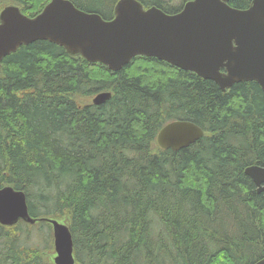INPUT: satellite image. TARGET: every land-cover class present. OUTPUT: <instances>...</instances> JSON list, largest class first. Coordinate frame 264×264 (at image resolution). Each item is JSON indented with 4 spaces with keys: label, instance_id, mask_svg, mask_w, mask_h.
Segmentation results:
<instances>
[{
    "label": "trees",
    "instance_id": "obj_1",
    "mask_svg": "<svg viewBox=\"0 0 264 264\" xmlns=\"http://www.w3.org/2000/svg\"><path fill=\"white\" fill-rule=\"evenodd\" d=\"M114 17L118 0H70ZM177 14L188 0H139ZM37 16L50 0H0ZM251 0H230L246 10ZM102 92L111 99L95 106ZM176 120L204 136L162 150ZM264 167V91L223 92L153 57L120 71L48 41L21 46L0 70V188L23 191L33 218L70 219L78 264H256L264 259V193L245 174ZM45 226L0 225V264H45L31 238ZM25 227L27 229H23ZM47 261H49L47 259Z\"/></svg>",
    "mask_w": 264,
    "mask_h": 264
},
{
    "label": "water",
    "instance_id": "obj_2",
    "mask_svg": "<svg viewBox=\"0 0 264 264\" xmlns=\"http://www.w3.org/2000/svg\"><path fill=\"white\" fill-rule=\"evenodd\" d=\"M230 0H190L178 14L145 7L139 0H118L114 18L78 9L70 0H51L35 18L16 5L0 13V69L2 60L21 46L48 41L71 56L102 63L120 71L136 56L153 57L215 82L223 92L235 84L256 82L264 91V0H251L246 10ZM110 93L99 95L101 104ZM202 137L193 122L173 121L156 138L162 150L180 151ZM257 193H264V168H247ZM46 222L54 236L53 264H76L74 245L65 219L33 218L26 195L11 186L0 189V224ZM256 264H264V259Z\"/></svg>",
    "mask_w": 264,
    "mask_h": 264
},
{
    "label": "rangeland",
    "instance_id": "obj_3",
    "mask_svg": "<svg viewBox=\"0 0 264 264\" xmlns=\"http://www.w3.org/2000/svg\"><path fill=\"white\" fill-rule=\"evenodd\" d=\"M69 221H70L69 217L65 216V224L68 227H70V222ZM22 228L23 229H27L25 227H22ZM31 232L32 233L30 235H31V238L33 239V241H35L34 236H38V237H36L37 239H39V241L37 242V244L42 248V252H46L47 255L52 254V252L54 250V247H53V238L51 236H49V230L47 229V227L45 226L43 232H41V233L36 228H33L31 230ZM46 263H47V259L45 261V264Z\"/></svg>",
    "mask_w": 264,
    "mask_h": 264
},
{
    "label": "bare ground",
    "instance_id": "obj_4",
    "mask_svg": "<svg viewBox=\"0 0 264 264\" xmlns=\"http://www.w3.org/2000/svg\"><path fill=\"white\" fill-rule=\"evenodd\" d=\"M103 20H104V19H103ZM105 21H110V20H105ZM104 93H107V92H102V93H99V94H97L96 96H94V98H93L92 101H91L92 104L95 105V106H98V104H96V103L94 102V100H95L99 95L104 94ZM108 93H110V92H108ZM110 94H111V97H112V93H110ZM110 99H111V98H110ZM107 101H108V100H106L105 102H107ZM105 102H103V103H105ZM103 103H101V104H103ZM101 104H99V105H101ZM176 121H185V120H176ZM172 122H173V121H172ZM188 122H190V121H188ZM170 123H171V122H170ZM168 124H169V123H168ZM166 125H167V124H166ZM166 125H165V126H166ZM165 126H164V127H165ZM201 132H202V137H203V136H204V131H203L202 129H201ZM202 137H201V138H202ZM201 138H200V139H201ZM200 139H199V140H200ZM199 140H198V141H199ZM198 141H196V142H198ZM196 142H195V143H196ZM195 143H193V144H195ZM193 144H191V145H193ZM191 145H190V146H191ZM190 146H189V147H190ZM256 166H259V165H252V166H249V167H247V168H253V167H256ZM259 167L264 168V167H262V166H259ZM247 168H246V169H247ZM246 169H245V170H246ZM245 174H246V173H245ZM19 192H22V193L25 194V192H23V191H19ZM25 195H26V194H25ZM26 198H27V197H26ZM69 230H70V227H69ZM70 232H71V231H70ZM71 235H72V233H71ZM72 239H73V237H72ZM73 243H74V241H73Z\"/></svg>",
    "mask_w": 264,
    "mask_h": 264
},
{
    "label": "flooded vegetation",
    "instance_id": "obj_5",
    "mask_svg": "<svg viewBox=\"0 0 264 264\" xmlns=\"http://www.w3.org/2000/svg\"><path fill=\"white\" fill-rule=\"evenodd\" d=\"M77 262V261H76ZM46 264H53L52 262H50V261H47V263ZM78 264V263H77Z\"/></svg>",
    "mask_w": 264,
    "mask_h": 264
}]
</instances>
